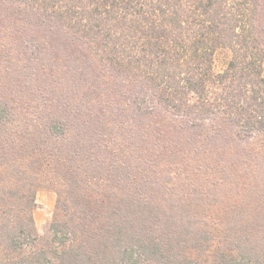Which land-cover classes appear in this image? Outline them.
I'll return each instance as SVG.
<instances>
[{
    "label": "trees",
    "instance_id": "trees-1",
    "mask_svg": "<svg viewBox=\"0 0 264 264\" xmlns=\"http://www.w3.org/2000/svg\"><path fill=\"white\" fill-rule=\"evenodd\" d=\"M260 7L261 0H0V264H204L197 259L208 253L207 264H264V217H246L239 201L208 218L207 198L218 197L181 189L178 172H165L150 154L149 111L133 104L109 112L89 61L53 80L58 61L47 56L48 35L38 40L28 29H65L177 116L264 131ZM222 47L231 58L216 73ZM41 186L56 193L48 237L34 217Z\"/></svg>",
    "mask_w": 264,
    "mask_h": 264
},
{
    "label": "rangeland",
    "instance_id": "rangeland-1",
    "mask_svg": "<svg viewBox=\"0 0 264 264\" xmlns=\"http://www.w3.org/2000/svg\"><path fill=\"white\" fill-rule=\"evenodd\" d=\"M258 22L264 38V0H261ZM28 29L38 40L44 41L42 37L48 35L50 52L47 56L58 61L52 71L53 80L66 78L67 68L74 67L77 60L82 64L89 61L91 74L101 84L102 105H109V112L111 108L119 112L121 106L133 104H140L149 111V124L143 135L150 139V154L157 157L165 172H178L180 176L177 175L173 183H178L181 189L205 188L219 198H207L210 207L204 214L208 218L214 207L222 208L239 201L244 202L246 217H264V131L249 132L221 117L203 120L177 116L163 108L143 82L113 75L87 43L65 29L47 23ZM230 58L228 48H218L214 54V72L223 71ZM99 101L100 98L96 102ZM55 211L56 193L41 186L34 209L39 235L49 236L48 226ZM207 255L197 260L207 264L210 259Z\"/></svg>",
    "mask_w": 264,
    "mask_h": 264
}]
</instances>
